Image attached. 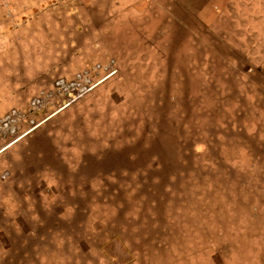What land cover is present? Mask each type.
<instances>
[{
    "label": "rangeland",
    "instance_id": "rangeland-1",
    "mask_svg": "<svg viewBox=\"0 0 264 264\" xmlns=\"http://www.w3.org/2000/svg\"><path fill=\"white\" fill-rule=\"evenodd\" d=\"M11 20L43 22L42 86L114 73L0 139V264H264V0H0Z\"/></svg>",
    "mask_w": 264,
    "mask_h": 264
},
{
    "label": "built area",
    "instance_id": "built-area-1",
    "mask_svg": "<svg viewBox=\"0 0 264 264\" xmlns=\"http://www.w3.org/2000/svg\"><path fill=\"white\" fill-rule=\"evenodd\" d=\"M113 61L82 68L71 76H58L40 87L25 107H14L0 116V139L4 147L35 131L50 116L67 108L91 92L113 74Z\"/></svg>",
    "mask_w": 264,
    "mask_h": 264
},
{
    "label": "crops",
    "instance_id": "crops-1",
    "mask_svg": "<svg viewBox=\"0 0 264 264\" xmlns=\"http://www.w3.org/2000/svg\"><path fill=\"white\" fill-rule=\"evenodd\" d=\"M39 21L42 27L43 22ZM14 22L15 20L6 22L0 28V88L6 90V101L11 103L4 109L13 107L12 104L20 100L21 96L30 94L32 90L36 92L42 86L43 80L56 75L57 72L63 71L61 66L59 68L58 66L52 67L53 61H49L48 50L47 52L42 51L44 46H48V43L42 44L38 37L34 36V32L44 29L43 27L39 28V25L37 27L31 25L28 36L32 41L25 40L22 43V41H17L16 39L7 40L5 35L8 32L10 34L19 25ZM5 29L8 31H5ZM18 30H20V27ZM13 33L15 32L13 31ZM35 47L40 49H35ZM4 48L7 50L5 54Z\"/></svg>",
    "mask_w": 264,
    "mask_h": 264
}]
</instances>
